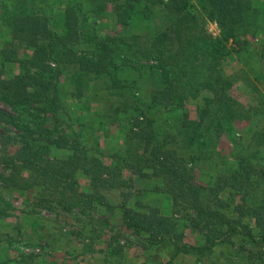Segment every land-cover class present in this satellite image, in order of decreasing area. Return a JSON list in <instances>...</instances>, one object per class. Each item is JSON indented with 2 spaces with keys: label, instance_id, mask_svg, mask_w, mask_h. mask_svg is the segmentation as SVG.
<instances>
[{
  "label": "trees",
  "instance_id": "obj_1",
  "mask_svg": "<svg viewBox=\"0 0 264 264\" xmlns=\"http://www.w3.org/2000/svg\"><path fill=\"white\" fill-rule=\"evenodd\" d=\"M27 1L0 0V29L11 32L0 50V62L21 68L0 74V102L7 107L0 106V187L28 196L34 212L79 215L80 230L74 233L87 241L83 254L93 252V244L109 235L106 256L127 260L121 239L126 229L141 248L139 255L148 256L128 264H182L187 255L195 257L190 264H264V125L255 128L248 144L237 143L232 167L216 166L208 185L197 177L208 154L223 156L220 138L235 120H249L229 93L234 80L225 74L224 65L233 50L246 48L249 34L256 35L260 23L253 1L110 0L122 25L149 19L156 8L168 18L164 28L141 44L133 40L135 58L157 62L148 66L159 80L149 101L141 98L139 81L128 79L114 58L117 51L128 57V50L121 48L126 37L100 36L92 17L95 9L82 0H69L61 20L53 23ZM208 21L218 24V36L208 31ZM17 44L32 54L21 56ZM71 64L89 75L104 76L112 89L127 90L121 93L122 101L112 104L115 113L105 125L120 127L128 150L110 155V164L104 162L103 151L86 140L89 133L95 139V130L103 127L93 128L78 118L81 129H73L61 114L60 77ZM190 99L200 101L197 120L184 111L177 130L159 136L152 110L183 109ZM7 126L18 140L7 133ZM177 137L182 148L167 147ZM14 141L19 147L12 150ZM126 169L131 180L123 177ZM81 178L89 185L83 186ZM130 181L133 189L124 193L121 203L102 192L125 188ZM10 214L11 204L0 198V223ZM189 227L199 232L195 244L185 239ZM5 237L10 244L17 240L0 226V243ZM155 253L167 259L156 260ZM35 257L22 258L26 264H40Z\"/></svg>",
  "mask_w": 264,
  "mask_h": 264
},
{
  "label": "rangeland",
  "instance_id": "obj_2",
  "mask_svg": "<svg viewBox=\"0 0 264 264\" xmlns=\"http://www.w3.org/2000/svg\"><path fill=\"white\" fill-rule=\"evenodd\" d=\"M68 1L28 0L27 5L39 7L40 10L50 16L53 23H56L61 20ZM82 1L87 8L97 11L92 17L96 20L100 36L123 35L126 37L127 40L124 45H121V48L123 51L125 49L128 50V57H123L122 52L117 51L114 58L124 67L122 68V72L128 79L135 78L139 81L141 86H139L141 90L140 96L143 100L149 101L152 90L159 85V80L157 72H151L148 66L154 65L157 62L135 58L133 51L137 49V45H134L133 40H137L141 44L149 36L164 28L168 23V18L165 17L163 10L156 8L151 18L135 20L128 26L122 25L117 21L114 14V4L110 0ZM252 1L256 7V16L259 14L257 18L260 24L256 28V35L253 37L249 34L246 38V48H240L238 51L233 50L230 56L227 57L224 65L225 74L230 75L234 80L229 93L239 102L243 111L247 113V119L249 120H243L246 119L244 117L243 119H236L232 124V128L220 138L218 151L223 155L222 157L214 152L211 155H207L209 159L205 158L203 160L202 165L198 168L197 177L199 183L204 185H208L214 180L216 166L223 165L225 169L232 167L231 164L233 161H236L233 152L235 146L238 145L237 143L240 142L239 145L242 143L243 145L248 144L251 141L255 128L260 129L264 125V103L261 102L264 101V0ZM0 27H2L1 24ZM206 27L214 36L219 35L220 28L216 22L208 21ZM132 36H138V38L134 39ZM8 37H11V32H4V29L3 31L0 29V50ZM17 48L19 54L23 57L32 54L31 50L23 44H17ZM19 70L21 68L16 63H8L4 67L0 62V74L3 71L6 74L18 72ZM60 82L62 87L61 114L66 123L68 125L71 124L70 128L81 129V125H77V123H80L78 118L89 121L93 125V128L103 127V130H95V139L89 133L90 135H86V140L95 149L98 148L100 151H103L105 163H111L109 156L114 152L127 151V136H125L120 127L116 123L105 125V123L111 121L110 116L115 113V108L112 104L122 101L124 95L121 93L127 90L124 89L121 92L119 89H112L109 86V80L104 76L89 75L85 71H80L74 64L66 65L63 68ZM199 104V100L190 99L186 101L183 109L154 108L152 115L156 119V130L159 136L165 138L169 135L168 133L176 131V127L181 123V119L185 118L184 111L187 112L190 120L196 121ZM0 106L7 108L2 102H0ZM98 109L101 112L98 113L100 117L97 119L95 111ZM102 110L104 111L103 113ZM84 127H87L88 131H92L93 129L89 128L88 125L82 126V128ZM6 128L8 129L7 133L14 135L16 140L19 139L14 129L8 126ZM177 139L179 137L174 138V144L170 143L167 147H174L175 145L181 149L182 144L178 143ZM12 143V150L19 147V143L15 141ZM217 156H219V160L211 158ZM24 173L28 175L30 172L25 171ZM123 177L126 180H131L133 175L130 170L126 169L124 170ZM132 181L127 183V187L125 188H103L102 192L109 200L121 203L124 201V193L133 189L132 186L129 187ZM80 182L83 186L89 185V180L86 178H81ZM0 198L9 201L11 204V214L1 221V229L3 232L10 233L13 239L17 238L13 244H10L9 238L6 237L0 243L1 264H26L24 261H27V259L24 260L22 257H26L29 254H35V261L40 264H128L129 262H138L146 259L147 255H139L142 253V250L135 245L132 232L126 229H123L124 236L121 239H123L122 243H125L122 254L126 256L128 261H123L116 256H106L104 251L108 249L106 241L109 239V235L103 236L93 244V252H86L84 253L86 255H83V245L87 241L84 240V236L74 233L80 230L81 224L76 221L79 215L64 213L62 211L52 212L43 210L38 213L34 212L28 206V196L5 192L1 187ZM113 219L118 221L119 215ZM19 229H21L20 236H18ZM105 231L108 232L107 230ZM185 239L189 243H197V240L200 239L198 230H192L190 227L186 229ZM26 247L30 249L40 247L41 252L37 254L28 253L24 250ZM156 257L157 253H155L154 258L156 260L164 259L163 261H165L167 259L163 254ZM182 260V264H190L195 260V257L187 255Z\"/></svg>",
  "mask_w": 264,
  "mask_h": 264
},
{
  "label": "built area",
  "instance_id": "obj_3",
  "mask_svg": "<svg viewBox=\"0 0 264 264\" xmlns=\"http://www.w3.org/2000/svg\"><path fill=\"white\" fill-rule=\"evenodd\" d=\"M24 250L28 253H36V254L41 252L40 247H37V248L34 247V249H30L29 247H26V248H24Z\"/></svg>",
  "mask_w": 264,
  "mask_h": 264
},
{
  "label": "crops",
  "instance_id": "obj_4",
  "mask_svg": "<svg viewBox=\"0 0 264 264\" xmlns=\"http://www.w3.org/2000/svg\"><path fill=\"white\" fill-rule=\"evenodd\" d=\"M187 241V240H186ZM190 243H193V244H195L196 242H190ZM83 255H86V254H83ZM192 263V262H191Z\"/></svg>",
  "mask_w": 264,
  "mask_h": 264
}]
</instances>
